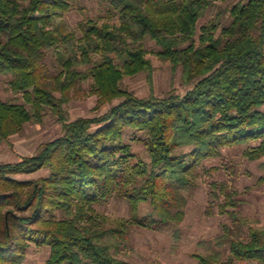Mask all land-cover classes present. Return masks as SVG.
<instances>
[{
  "label": "trees",
  "instance_id": "obj_1",
  "mask_svg": "<svg viewBox=\"0 0 264 264\" xmlns=\"http://www.w3.org/2000/svg\"><path fill=\"white\" fill-rule=\"evenodd\" d=\"M214 1L111 0L106 17L86 16L75 29L64 18L69 0H0V74L24 99L0 98V145L27 123H43L47 110L63 123V134L34 155L0 162V264H25L32 244L49 247L45 264H132L118 257L129 229L181 222L206 160L241 145L245 158L264 157V0L234 4L219 34L220 22L211 20L199 35ZM148 40L192 88L138 97L123 87L127 76L152 78ZM85 81L97 109L119 102L70 121L66 106ZM131 131L142 133L134 140L150 161L127 140ZM42 170L49 174L16 177ZM212 186L236 229L227 226L216 246L195 254L197 264H264V228L243 230L228 209L241 207L239 192L225 182ZM114 198L128 202L130 218L98 209ZM143 203L153 208L145 216Z\"/></svg>",
  "mask_w": 264,
  "mask_h": 264
},
{
  "label": "rangeland",
  "instance_id": "obj_2",
  "mask_svg": "<svg viewBox=\"0 0 264 264\" xmlns=\"http://www.w3.org/2000/svg\"><path fill=\"white\" fill-rule=\"evenodd\" d=\"M72 9L64 15L70 27L77 29L78 22L86 16L106 17L111 0H69ZM247 0H215L210 10L199 23L201 27L211 20L220 22L221 28L230 21V8L238 2ZM198 38V37H197ZM154 70L152 78L147 73L127 76L123 80V87L132 91L138 97H148L152 94L163 97L167 93L184 94L193 84L185 83L183 69L174 68L171 62L162 61L157 53L159 46L148 40ZM47 62L52 71L55 69V54L50 52ZM11 76L0 74V98L9 100L18 98L24 102L21 94H16L10 85ZM92 81H85L80 93L66 106L68 117L73 121L79 117H93L107 111L113 104H107L97 109L98 97L91 93ZM30 107V105H27ZM63 134V123L47 110L43 123H27L21 133H17L0 145V162H17L23 157L34 155L41 144L52 141ZM127 140L133 144V149L144 160L150 161L148 151L141 141L134 140L142 137V133L129 132ZM246 145L225 147L221 156L208 159L201 166V177L197 188L187 193V204L184 206L185 216L179 223L170 225L166 229L151 230L133 226L128 231V238L121 246L118 257L132 264H197L195 254H206L210 250L208 244L216 246L217 238L226 232V227L236 229V221L229 213L221 212L220 205L224 202V195L212 186L213 182H225L237 190L243 199L240 208L229 206L236 210L239 218L244 220L243 230L248 225L264 228V157L258 160L245 158ZM212 168H217L212 170ZM207 169V172H206ZM47 170L33 174H20L16 177L22 180L37 179L48 175ZM217 194V195H216ZM114 220L131 217V210L126 200L114 198L109 203L98 207ZM150 203H143L139 215L145 216L152 212ZM179 232V239L176 237ZM50 255L48 246L32 244L28 250L25 264H45Z\"/></svg>",
  "mask_w": 264,
  "mask_h": 264
}]
</instances>
